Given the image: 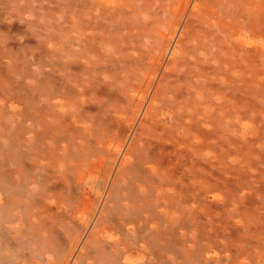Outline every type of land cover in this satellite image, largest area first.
I'll list each match as a JSON object with an SVG mask.
<instances>
[{"label":"bare ground","instance_id":"obj_1","mask_svg":"<svg viewBox=\"0 0 264 264\" xmlns=\"http://www.w3.org/2000/svg\"><path fill=\"white\" fill-rule=\"evenodd\" d=\"M51 2V75L0 34V264H264V0Z\"/></svg>","mask_w":264,"mask_h":264},{"label":"rangeland","instance_id":"obj_2","mask_svg":"<svg viewBox=\"0 0 264 264\" xmlns=\"http://www.w3.org/2000/svg\"><path fill=\"white\" fill-rule=\"evenodd\" d=\"M51 4V0H0V34L4 37V42L11 43L17 51L24 53L29 47L28 41L31 36L36 38L34 44L37 45V65L34 68L39 73L49 75H51ZM31 18L34 20L33 23H30Z\"/></svg>","mask_w":264,"mask_h":264}]
</instances>
